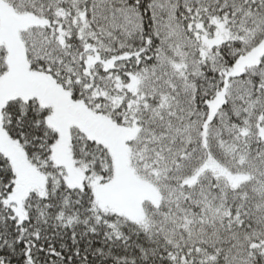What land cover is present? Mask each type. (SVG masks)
Masks as SVG:
<instances>
[{
    "label": "snow or ice",
    "instance_id": "snow-or-ice-1",
    "mask_svg": "<svg viewBox=\"0 0 264 264\" xmlns=\"http://www.w3.org/2000/svg\"><path fill=\"white\" fill-rule=\"evenodd\" d=\"M0 264H264V0H0Z\"/></svg>",
    "mask_w": 264,
    "mask_h": 264
}]
</instances>
